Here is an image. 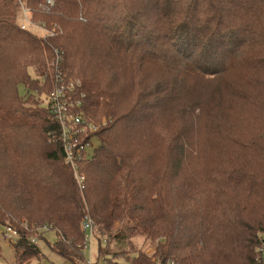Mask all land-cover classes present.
I'll use <instances>...</instances> for the list:
<instances>
[{
  "label": "trees",
  "instance_id": "trees-1",
  "mask_svg": "<svg viewBox=\"0 0 264 264\" xmlns=\"http://www.w3.org/2000/svg\"><path fill=\"white\" fill-rule=\"evenodd\" d=\"M45 1L0 0V227L19 234L14 264L40 260L30 239L47 233L53 254L81 262L86 214L97 253L112 241L133 254L123 264H264V135H235L214 90L244 65L236 40L258 35L264 0ZM21 3L39 6L51 34L18 27ZM55 52L62 79L79 83L82 115L108 123L82 155L83 191L33 85L51 88Z\"/></svg>",
  "mask_w": 264,
  "mask_h": 264
},
{
  "label": "rangeland",
  "instance_id": "rangeland-1",
  "mask_svg": "<svg viewBox=\"0 0 264 264\" xmlns=\"http://www.w3.org/2000/svg\"><path fill=\"white\" fill-rule=\"evenodd\" d=\"M22 6L28 8V5L26 6V4H23ZM37 6L35 5L33 8H28L30 10L36 9V11L30 13L31 17L29 16V19L35 24V26H38L36 29H34V27H29V29H31L29 31L37 37H45L51 34L53 31H51V28L53 29L55 26L52 25L51 28H49L50 30L46 27L40 26V23L44 22L45 19L43 18V15H40L39 11H37L39 9V6L38 8ZM20 11L21 10L17 11L18 27L20 25ZM255 15L258 16V35L254 39L248 40H243L242 36L239 35L236 40L246 41L245 45L247 46L239 52L240 59L242 61L244 60V65H238V67L231 69L232 67L230 65L236 62L232 59L231 62L226 64L229 65L227 68L231 70L223 75V78L218 81L214 88L215 91H219L221 100H218V103L220 102V106H223L222 110L225 111L228 120L231 121L229 125H233L236 133L235 135H238L239 138L246 137L247 139L256 133L257 130L258 136L261 134L264 135V6H258V11ZM257 58L258 66L254 67L250 63L252 61L248 60ZM251 66L254 67V69L251 68ZM33 85L38 87V92L43 91L44 95L48 94L51 90L50 87L45 86V88H43L40 82H38V84L34 83ZM17 92L20 97H24L30 93L29 91L27 92L22 85L17 87ZM34 98L35 96H30L31 100ZM40 99L41 102H43L45 97L40 95ZM37 101L40 103L39 99ZM209 124L210 123H205L204 125L207 127ZM229 125L228 127H230ZM229 129L230 128H227L228 131ZM91 143L97 146V142L92 141ZM3 231V228L0 227V264H14L13 249L11 243H7L3 238ZM35 238L37 239L36 244H38L42 256L40 255V260H32L29 264H85L89 259H92L99 264H111L113 262L123 264L125 261H129L128 259L133 258V254H131L129 250L115 249L112 241L108 240L105 242L103 239V242H105L106 245L101 247L100 252L97 253L95 242L90 248L83 252L84 259L81 262H65L63 259L53 254L49 249V246L53 245L56 240L52 233H47L45 235V241L38 240L39 236ZM131 240L135 245V251L140 255L150 257L152 261L156 259L153 256L155 246L150 247L141 236L133 237Z\"/></svg>",
  "mask_w": 264,
  "mask_h": 264
},
{
  "label": "built area",
  "instance_id": "built-area-1",
  "mask_svg": "<svg viewBox=\"0 0 264 264\" xmlns=\"http://www.w3.org/2000/svg\"><path fill=\"white\" fill-rule=\"evenodd\" d=\"M20 4V25L19 28L23 31H29V27H34L33 22L29 19L30 10L24 8ZM53 2L46 0L41 6L43 9L51 7ZM31 17V16H30ZM57 52H55L56 54ZM61 57L55 55L53 61L50 63L52 67L51 74H45L44 79L49 77L51 82V90L46 94L43 106L51 115L52 118L59 125V138L62 145L63 162L69 167L72 172L73 179L79 191L85 189L86 178L82 170L80 169V162L82 161V155L91 153L94 145L91 143V135L99 132L107 127V121L105 119L89 120L86 119L81 113V99L83 95L77 96L74 94L78 82L64 81L61 77V72L58 68ZM2 236L7 243H15L19 237L18 232L10 227L3 229ZM80 231L83 235V251L90 248L95 243V229L94 222L89 215H84L80 222ZM32 244H36L37 239L35 237L30 239ZM264 256V247L261 250ZM85 264H99L92 259H89ZM154 264H161L155 261ZM167 264H174L168 262Z\"/></svg>",
  "mask_w": 264,
  "mask_h": 264
}]
</instances>
